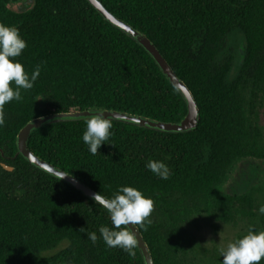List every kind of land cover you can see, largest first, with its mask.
<instances>
[{
    "label": "trees",
    "instance_id": "obj_1",
    "mask_svg": "<svg viewBox=\"0 0 264 264\" xmlns=\"http://www.w3.org/2000/svg\"><path fill=\"white\" fill-rule=\"evenodd\" d=\"M98 1L152 42L192 93L198 125L164 133L111 121L112 135L92 155L82 140L86 121H62L32 132L28 148L109 200L122 186L152 199L150 223L136 226L153 264H198L187 232L196 218L264 231L252 192L221 190L236 163L264 160L253 112L258 94L264 97V0ZM0 24L25 40L15 59L29 76L40 67L33 87L3 109L0 264H143L137 248L133 256L108 248L99 233L113 228L107 210L30 165L15 137L34 118L90 108L177 123L186 113L183 99L149 54L87 0H0ZM235 33L244 47L229 81ZM149 160L168 165L170 178L150 172ZM86 232L96 233L95 244Z\"/></svg>",
    "mask_w": 264,
    "mask_h": 264
},
{
    "label": "clouds",
    "instance_id": "obj_2",
    "mask_svg": "<svg viewBox=\"0 0 264 264\" xmlns=\"http://www.w3.org/2000/svg\"><path fill=\"white\" fill-rule=\"evenodd\" d=\"M26 42L14 27L0 24V127L5 124L4 106L9 102L21 100V90H30L40 74V67L32 71L31 76L22 64L16 60L26 48ZM90 118L86 120V130L82 140L87 150L96 155L102 144H106L112 133V122L102 109L90 108ZM145 167L161 180H168L171 169L158 160H149ZM69 176L64 174L60 180ZM95 201L103 203L110 214L112 229L99 228L100 237L108 248H120L129 256L135 255L137 236L129 227L150 223L148 217L153 211V201L146 198L141 191L131 186L119 187L113 198L106 203L99 195ZM259 212L264 214V206ZM123 226V227H122ZM84 231V228L80 229ZM86 237L93 244L97 242L95 232H86ZM221 264H260L264 258V231L250 230L247 235L228 245L222 253Z\"/></svg>",
    "mask_w": 264,
    "mask_h": 264
},
{
    "label": "water",
    "instance_id": "obj_3",
    "mask_svg": "<svg viewBox=\"0 0 264 264\" xmlns=\"http://www.w3.org/2000/svg\"><path fill=\"white\" fill-rule=\"evenodd\" d=\"M87 2L103 18L104 21H106L111 26L122 32L124 35L130 37L149 54V56L153 59V61L155 62L159 71L162 73L165 79L180 94L186 106V113L184 117L177 123H166L162 121H156L146 117H142L139 115H134L118 110H103L105 112V116H107L108 119L114 122H122L140 128H148L151 130H156L164 133H185V132L194 131L198 125V119H199V108L197 106V103L194 100L193 95L188 89V87L185 85L183 81H181L175 75L169 64L165 61L163 56L159 53V51L152 44V42L141 32L130 26L128 23L114 16L98 0H87ZM90 115L91 114L89 110H76L65 113H53V114H48L34 118L30 122L26 123L18 131L15 137V146L18 154L24 160H26L30 165H32L36 169L46 173L47 175L60 180V178L64 174H68L69 176L64 177V179L60 181L72 187L75 191L79 192L83 197L91 200L92 202L106 209L103 203H100L99 201L97 202L95 201L94 197L96 195H99L98 193L93 191L83 182L73 177L71 174L63 171L62 169L38 157L27 146L29 137L32 134V132L47 124H52L55 122H62V121H78V120L86 121L87 119L90 118ZM3 168L9 171L12 170L11 168L6 167L4 165ZM99 196L101 200L104 201L105 203L109 200L101 195ZM129 227L137 236L138 243L136 248L140 253L143 264H153L148 246L145 243L137 226L129 225Z\"/></svg>",
    "mask_w": 264,
    "mask_h": 264
},
{
    "label": "rangeland",
    "instance_id": "obj_4",
    "mask_svg": "<svg viewBox=\"0 0 264 264\" xmlns=\"http://www.w3.org/2000/svg\"><path fill=\"white\" fill-rule=\"evenodd\" d=\"M14 8L18 9L19 6ZM232 44L236 50L228 74L229 81L237 75L242 62L243 36L238 33L233 34ZM253 112L257 114L264 140V97L262 98L261 94H258L254 101ZM221 190L229 194L252 192L256 200L254 212L260 215L259 209L264 206V160L247 159L236 163L222 184ZM213 226L214 224L205 218H196L194 223L187 227V232L194 241L198 264H221L222 253L228 245L248 234L243 224L233 227L216 223L215 227Z\"/></svg>",
    "mask_w": 264,
    "mask_h": 264
}]
</instances>
